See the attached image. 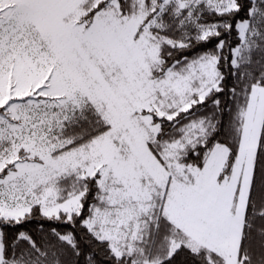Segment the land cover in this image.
<instances>
[{
    "label": "snow or ice",
    "instance_id": "snow-or-ice-1",
    "mask_svg": "<svg viewBox=\"0 0 264 264\" xmlns=\"http://www.w3.org/2000/svg\"><path fill=\"white\" fill-rule=\"evenodd\" d=\"M0 264H264V0H0Z\"/></svg>",
    "mask_w": 264,
    "mask_h": 264
}]
</instances>
